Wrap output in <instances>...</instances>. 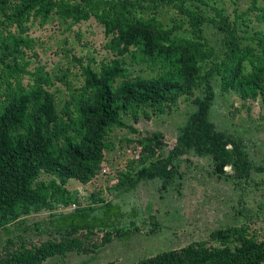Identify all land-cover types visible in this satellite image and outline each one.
<instances>
[{"label": "trees", "instance_id": "1", "mask_svg": "<svg viewBox=\"0 0 264 264\" xmlns=\"http://www.w3.org/2000/svg\"><path fill=\"white\" fill-rule=\"evenodd\" d=\"M214 2L0 0V233L8 236L0 245V264H44L85 251L82 237L89 239L97 230L103 235L94 249L113 236L130 237L133 232L118 226L125 215L121 207L99 194L92 195L98 206L66 212L78 203L67 184L75 180L87 185L102 172L105 152L114 147L108 139L113 128L137 132L125 117L133 124L141 116L150 120L186 97L192 98L194 109L174 146L165 155L168 145L160 133L127 140L138 150L137 158L117 172L112 189L126 192L159 179L166 191L182 177L174 161L190 152L210 157L212 173L235 189L252 171L264 182V164L252 162L245 140L218 130L209 119L213 82L221 93H233L243 102L264 101V5L253 0L245 11L235 8L231 17ZM169 13L173 18L167 22L163 18ZM53 18L68 27L95 19L107 37L104 48L113 55L98 67L83 68V84L68 87L69 98L60 110L50 90L51 75L43 66L28 70L37 57L35 40L27 35L31 25L42 27ZM210 29L220 35L215 44L206 38ZM135 66L145 74H135ZM55 78L65 81L66 75ZM41 212L50 213L48 238L34 242L24 236L33 230L25 219ZM239 213L245 219L240 225L135 264H264V229L260 239L246 223L249 211ZM11 225L22 233L16 239L10 238ZM33 228L43 233L41 224Z\"/></svg>", "mask_w": 264, "mask_h": 264}, {"label": "rangeland", "instance_id": "2", "mask_svg": "<svg viewBox=\"0 0 264 264\" xmlns=\"http://www.w3.org/2000/svg\"><path fill=\"white\" fill-rule=\"evenodd\" d=\"M212 1L217 7L225 8L232 17L235 8L238 13L245 11L253 0ZM257 4L264 5V0H257ZM171 18L169 13L163 19L168 22ZM252 25L260 27L256 23ZM27 35L35 40L33 52L37 55L31 59L28 70L43 66L44 71L51 75L53 85L50 90L55 94L58 110L69 98L68 87L76 89L83 84V68L88 64L98 67L101 61L107 62L113 57L104 48L107 37L103 27L93 18L69 27L57 18L42 27L34 22ZM205 35L212 44L220 38L212 29L206 30ZM134 68L135 74H145L139 66ZM63 75H66L65 81L55 78ZM27 80L28 77H25L24 82ZM213 85L215 98L209 114L210 121L218 130L243 138L252 162L255 165L264 164V101L257 99L243 102L233 93H221L215 82ZM200 94V91L196 92V95ZM191 100L183 98L170 112L154 115L150 120L141 116L137 124L125 117L126 123L137 132L113 128L108 139L114 147L105 152L102 172L87 185L75 180L67 184V189L76 193L78 203L72 204L66 212L98 206L99 203H93L92 195L99 194L105 201H113L121 207L125 215L118 226L122 232H133L131 236L126 239L113 236L110 243L94 249L93 245H99L103 235L97 230L89 239L82 237L85 251L54 257L44 264H135L162 251L207 240L214 230L244 223L245 219L239 213L243 208L250 213V220L246 221L250 232H257L262 239L264 182L263 176L254 171L240 189H235L230 181L212 173L210 157H200L190 152L174 161L182 177L176 179L175 185L166 191L161 189L162 181L159 179L140 182L126 192L112 189L117 182V172L124 170L129 160L137 158L138 150L128 145L127 140L147 133H160L163 142L168 145L166 155L174 146L187 115L194 109ZM25 220L26 225L33 229L24 235L26 238L34 242L48 238L49 212L33 214ZM34 224H41L42 234L35 232ZM9 229L10 238L16 239L22 234L15 230V225ZM0 237V245H3L8 236L1 232Z\"/></svg>", "mask_w": 264, "mask_h": 264}, {"label": "built area", "instance_id": "3", "mask_svg": "<svg viewBox=\"0 0 264 264\" xmlns=\"http://www.w3.org/2000/svg\"><path fill=\"white\" fill-rule=\"evenodd\" d=\"M103 172H104V170H103Z\"/></svg>", "mask_w": 264, "mask_h": 264}]
</instances>
